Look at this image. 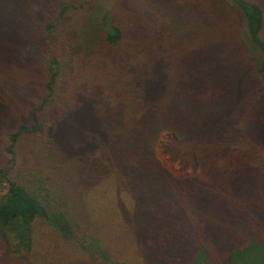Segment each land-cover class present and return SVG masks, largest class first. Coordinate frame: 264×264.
Here are the masks:
<instances>
[{"label":"trees","instance_id":"1","mask_svg":"<svg viewBox=\"0 0 264 264\" xmlns=\"http://www.w3.org/2000/svg\"><path fill=\"white\" fill-rule=\"evenodd\" d=\"M0 155V264H264V0H0Z\"/></svg>","mask_w":264,"mask_h":264},{"label":"rangeland","instance_id":"2","mask_svg":"<svg viewBox=\"0 0 264 264\" xmlns=\"http://www.w3.org/2000/svg\"><path fill=\"white\" fill-rule=\"evenodd\" d=\"M107 6L109 7L108 4ZM108 11L110 10L107 9L105 13H107ZM166 137H167L166 135L162 134L154 146L155 156L162 163V165L176 176H180V177L199 176L200 173L198 170H194V171L192 169L182 170L177 160L170 158L166 153H164L163 147L165 145ZM4 164H5V158L3 155H0V166ZM47 241L49 243H52V238L50 237V233L47 230V226L42 225L40 222H36L34 224V244H35L34 250L37 253L44 252V249L42 248H46L44 244ZM37 261H42V260L38 258Z\"/></svg>","mask_w":264,"mask_h":264}]
</instances>
